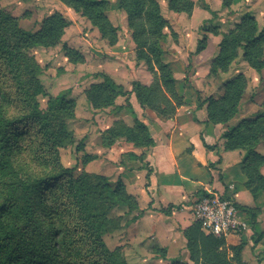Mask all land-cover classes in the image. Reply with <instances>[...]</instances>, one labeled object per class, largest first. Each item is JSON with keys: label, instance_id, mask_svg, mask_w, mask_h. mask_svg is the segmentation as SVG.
Wrapping results in <instances>:
<instances>
[{"label": "trees", "instance_id": "trees-1", "mask_svg": "<svg viewBox=\"0 0 264 264\" xmlns=\"http://www.w3.org/2000/svg\"><path fill=\"white\" fill-rule=\"evenodd\" d=\"M57 1L88 20L108 46L117 44L118 30L107 16V0ZM158 1L119 0L118 5L131 32L135 59L152 75L149 85L135 82L131 92L141 108L167 120L184 105V98L178 94L171 66L163 61L164 30L169 24L162 16ZM230 2L223 0V6L228 7ZM167 7L174 13L190 14L194 4L191 0H167ZM68 26L69 22L60 14H54L44 19L38 32L31 34L21 30L17 20L0 9V68L10 78L15 91L11 95L0 87V264H77V260L65 259L63 252L67 248L75 249L76 253L82 248V252L93 257L97 256L96 251H102L111 259V264H125L118 261L117 255L109 254L101 240L109 226H115L124 217H111L113 211L125 210L129 215L139 209L137 200L127 193L121 180L111 184L105 176L87 173L74 178L68 169L35 177L29 171H20L13 160L19 127L23 125L35 127L43 145L51 149L70 142L65 122L72 116L73 105L56 98L48 100L46 109L40 108L38 97L45 93L37 79L38 68L28 57L32 47L58 44ZM211 33L220 35L221 40L218 54L210 63L209 77L227 73L239 51L251 68L258 72L264 70V33L258 31L254 17L245 15L225 33L217 29ZM204 44L202 40L198 52L204 49ZM62 49L69 62L84 61L77 50L66 45ZM100 78L99 83L86 91L92 107L101 110L114 107L116 99L124 97L126 105L121 110L131 112L130 92L107 75L101 74ZM222 88L220 97H210L203 104L206 105L205 124L227 125L235 118L247 88L246 78L238 74ZM14 106L20 112L10 116L8 109ZM105 135V144L109 147L119 140L140 150L154 145L147 126L137 118L133 119L132 126L123 120L114 121ZM221 138L224 151L244 153L240 163L243 187L256 200L264 193V176L260 173L264 154L258 151V147L264 146V114L242 120ZM142 156L128 153L132 160ZM237 208L242 213L251 212V209ZM140 213L130 219L128 226ZM183 236L191 264H247L241 257L243 243L227 247L225 239L204 234L197 221L183 231ZM81 240L88 245H81ZM152 250L165 258V249L154 247ZM93 264L99 263L94 259ZM170 264L189 263L173 261Z\"/></svg>", "mask_w": 264, "mask_h": 264}, {"label": "rangeland", "instance_id": "rangeland-1", "mask_svg": "<svg viewBox=\"0 0 264 264\" xmlns=\"http://www.w3.org/2000/svg\"><path fill=\"white\" fill-rule=\"evenodd\" d=\"M107 1V16L118 30V42L112 47L100 38L98 31L88 20L57 0H0V9L17 20L18 27L27 33L38 32L44 19L54 14H60L69 22L58 44L32 47L28 51V57L38 68L37 79L45 93L38 97L40 108L46 109L48 100L56 98H63L73 105L72 116L65 122V131L71 139L66 146L51 149L43 145L35 127L20 126L17 150L13 157L14 164L20 171H29L35 177H43L49 172L55 174L68 169L74 178L87 173L105 176L111 184L121 180L116 167L128 160V153L118 156L113 151L118 141L111 147L107 146L105 131L114 121L122 120L119 117H129L127 115L131 113L121 110L126 105L124 97L116 100L114 107L95 109L87 100L86 91L92 84L99 83L100 75L104 74L123 85L131 95L132 84H141L138 78L143 80L145 76L152 75L142 62L135 59V46L131 41L126 17L119 8V0ZM191 1L194 7L190 14L174 13L168 9L167 0L158 1L162 16L169 24V28L164 30L166 40L162 44L163 61L172 68L178 94L184 98L183 106L193 109L203 107L210 97H220L225 82L238 74L245 76L246 91L235 118L223 125L225 133L244 119L264 114V70L258 72L251 68L239 51L227 73L209 77L208 64L218 54L221 40V36L213 35L211 30L217 29L220 33H225L243 16L250 15L254 17L258 31L264 33V0H231L228 7L223 6V0ZM202 40H205L204 49L198 52L197 48ZM63 45L77 50L84 61L69 62L62 49ZM0 87L11 95L15 92L10 78L1 68ZM19 112L17 106L8 109L10 116ZM258 151L264 154V146L258 147ZM234 152H239L242 160L244 153ZM260 173L264 176V166ZM260 196L264 205V193ZM139 212H143L140 207L129 215L125 214V210L112 212L113 218L124 217L103 233L101 240L104 249L109 254L117 255L118 261L125 264H159L158 260H162L163 255L152 250L158 245L153 244L151 249L144 246L150 238L149 230L128 229L130 219ZM57 223L59 224L58 221ZM80 244L88 245V242L81 240ZM63 253L68 262L77 260V264H93L95 259L99 264H111V259L102 251H96V257L82 252V248L80 253H76L73 248H67ZM262 255L264 256V252L259 254V263L264 259ZM179 260L183 261L178 258L171 259L170 262Z\"/></svg>", "mask_w": 264, "mask_h": 264}, {"label": "crops", "instance_id": "crops-1", "mask_svg": "<svg viewBox=\"0 0 264 264\" xmlns=\"http://www.w3.org/2000/svg\"><path fill=\"white\" fill-rule=\"evenodd\" d=\"M138 80L149 85L152 77ZM124 90L127 89L124 87ZM119 98L122 97L116 100ZM129 103L131 114L119 118L127 126H132L134 118L145 124L154 145L140 150L121 140L113 148L118 156L143 154L137 160L128 158L116 167L127 193L137 200L143 211L128 229L149 230L150 238L144 246L151 249L155 244L166 250L159 264H170L171 259L178 258L183 259L180 262L191 264L183 231L194 222L191 211L194 201L207 190L216 191L233 199L238 207L251 209L249 214L243 213L247 229L227 237L226 246L243 243V262L264 264V259L259 263V254L264 252V205L261 196L254 200L243 187L241 154L223 149L221 136L225 126L205 124L206 105L194 109L181 106L172 118L162 120L152 111L141 108L133 93Z\"/></svg>", "mask_w": 264, "mask_h": 264}, {"label": "built area", "instance_id": "built-area-1", "mask_svg": "<svg viewBox=\"0 0 264 264\" xmlns=\"http://www.w3.org/2000/svg\"><path fill=\"white\" fill-rule=\"evenodd\" d=\"M191 211L194 221L200 224L206 235L226 239L247 229L244 214L235 201L216 191H205L194 201Z\"/></svg>", "mask_w": 264, "mask_h": 264}]
</instances>
